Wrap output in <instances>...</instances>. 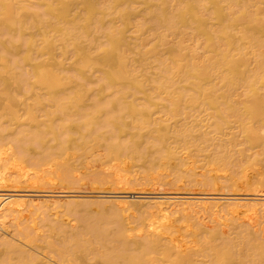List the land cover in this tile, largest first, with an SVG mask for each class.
I'll list each match as a JSON object with an SVG mask.
<instances>
[{
    "label": "bare ground",
    "instance_id": "6f19581e",
    "mask_svg": "<svg viewBox=\"0 0 264 264\" xmlns=\"http://www.w3.org/2000/svg\"><path fill=\"white\" fill-rule=\"evenodd\" d=\"M259 163L264 0H0V264H264Z\"/></svg>",
    "mask_w": 264,
    "mask_h": 264
},
{
    "label": "rangeland",
    "instance_id": "374dc122",
    "mask_svg": "<svg viewBox=\"0 0 264 264\" xmlns=\"http://www.w3.org/2000/svg\"><path fill=\"white\" fill-rule=\"evenodd\" d=\"M97 148H95V146L92 148V150L91 151H94V150H96ZM101 151V148H98L97 150H96V152L97 153H99ZM256 168H258V169H261V170H263L264 169V166L262 165V164H258V165H256L255 166ZM80 170H83V169H80ZM138 170H142L143 171V168H140V169H138ZM89 180L88 179H86V178H83V180H81L80 181V184H79V186L81 187V189H83V190H89V191H93V190H96V186L94 185V184H92V183H89L88 182ZM252 182H255V180H253ZM58 184H56V186L58 187H62V182H57ZM252 185V184H251ZM144 186H149V185H147V184H144ZM62 189V188H61ZM264 190V189H263ZM93 206H96V205H93ZM45 208H42V210H44ZM45 211H47V215H49V217L51 218V219H60L61 221H62V219H68V218H71V216H69V215H65V214H62V205L61 206H57V207H55V208H51V209H45ZM42 212V211H41ZM138 216L136 217V219H135V217H131V220H134V221H137L138 219L139 220H141L142 219V217L140 218V216L142 215H139V214H137ZM44 215H39V217H37V218H30L29 220H28V222L29 223H32V224H35V223H41V218L43 217ZM139 217V218H138ZM144 217V216H143Z\"/></svg>",
    "mask_w": 264,
    "mask_h": 264
}]
</instances>
